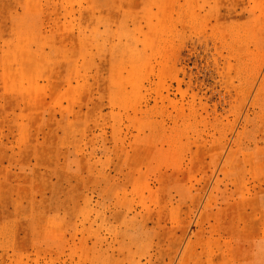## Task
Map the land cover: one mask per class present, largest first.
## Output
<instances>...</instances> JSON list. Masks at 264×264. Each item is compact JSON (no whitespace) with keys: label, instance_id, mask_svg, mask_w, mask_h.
Masks as SVG:
<instances>
[{"label":"rangeland","instance_id":"obj_1","mask_svg":"<svg viewBox=\"0 0 264 264\" xmlns=\"http://www.w3.org/2000/svg\"><path fill=\"white\" fill-rule=\"evenodd\" d=\"M0 264H264V0H0Z\"/></svg>","mask_w":264,"mask_h":264}]
</instances>
